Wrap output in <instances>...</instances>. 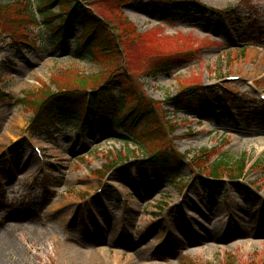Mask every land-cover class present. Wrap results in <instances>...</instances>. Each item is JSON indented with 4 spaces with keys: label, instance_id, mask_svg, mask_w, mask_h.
Listing matches in <instances>:
<instances>
[{
    "label": "rangeland",
    "instance_id": "rangeland-1",
    "mask_svg": "<svg viewBox=\"0 0 264 264\" xmlns=\"http://www.w3.org/2000/svg\"><path fill=\"white\" fill-rule=\"evenodd\" d=\"M132 1L81 0L108 21L122 53L98 52L95 62L74 42L13 49L8 35L34 46L47 37L40 15V26L17 18L14 30L0 28V235L11 240L0 264H264V0H162L199 11L191 18ZM80 35L67 31L70 41ZM111 76L153 102L161 140L146 150L121 140L127 134L100 110L86 125L52 118L33 129L48 98ZM199 85L235 92L255 114L238 123L218 108L174 113L168 101ZM163 146L183 162L179 181L113 169ZM219 160L225 194L206 185Z\"/></svg>",
    "mask_w": 264,
    "mask_h": 264
},
{
    "label": "trees",
    "instance_id": "trees-1",
    "mask_svg": "<svg viewBox=\"0 0 264 264\" xmlns=\"http://www.w3.org/2000/svg\"><path fill=\"white\" fill-rule=\"evenodd\" d=\"M151 4L159 11L168 14V16L171 13L185 16L186 13L193 11V9L185 5L177 6L175 2L166 3L161 0H152ZM54 5L59 7L60 12L58 15L52 13L50 9ZM38 15L46 19L42 24L46 25L47 37H44L42 42L34 46L30 41L26 40L25 36L18 38L14 37L13 34L8 35L14 49H26L25 46L28 45V47L33 49L38 47V49L43 50L44 46L49 42H51L50 45L52 46L65 47L68 42L66 31L71 28H80L82 34L75 42L78 49L83 52L82 56L84 58L95 62L98 52H102L107 56L114 53L117 56H122L118 44L119 40H116L115 33L112 31L108 21L105 20V23L95 17L78 0H0V28L2 30L4 29L3 26L14 30L17 22L15 19L17 18L28 20L32 25L40 26L36 17ZM54 20H57V24H51ZM165 61L167 59L161 63ZM169 64L171 63L167 61L166 64H162L158 68ZM119 80L118 76L116 78L111 76L102 82L99 90L92 92L89 97L90 108L99 107L101 110L113 114L114 121L125 130L127 138L146 150V143H155L162 139L161 128L164 123L160 119V111L157 110L152 101L137 94L131 87L123 88L124 85L118 84L122 91H120V96L116 97L117 92L114 88L120 82ZM68 93L70 92L54 94L48 98L41 105L37 122L43 123V121L50 118L55 110H58L61 116H73L75 120H79L85 104V93L76 95ZM126 98L128 99L126 100ZM218 100L220 101V97L216 90L195 88L184 90L170 101L174 112L193 113L205 110L214 102L219 103ZM141 136H145L147 139L142 140ZM122 140L126 141L127 139L122 138ZM165 140L167 139L163 141ZM141 144L145 146H141ZM164 146L162 147L163 152L159 151L160 153L152 155L148 161L142 160L131 163L128 166H120L119 170L131 171V169H135L141 177L153 176L155 180L160 182H174L179 179L183 164L173 151ZM221 164H223L222 160L212 164L211 176L217 177L220 175L221 169L218 167ZM243 170L244 161L241 160L238 163V168L231 171L235 175L230 174V177L242 176Z\"/></svg>",
    "mask_w": 264,
    "mask_h": 264
},
{
    "label": "bare ground",
    "instance_id": "bare-ground-1",
    "mask_svg": "<svg viewBox=\"0 0 264 264\" xmlns=\"http://www.w3.org/2000/svg\"><path fill=\"white\" fill-rule=\"evenodd\" d=\"M100 227H102V225H100ZM99 227V228H100ZM98 232L100 233H103L105 234L106 233V230H100L98 229ZM11 243V240H10V237H9V234H3V235H0V253L6 249V247H8ZM66 251V249H64ZM99 255H101V253H98Z\"/></svg>",
    "mask_w": 264,
    "mask_h": 264
}]
</instances>
